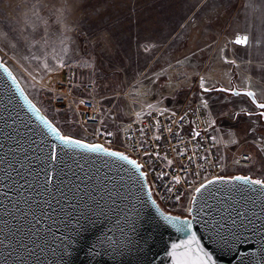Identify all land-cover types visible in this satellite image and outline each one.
<instances>
[{
	"label": "rangeland",
	"instance_id": "obj_1",
	"mask_svg": "<svg viewBox=\"0 0 264 264\" xmlns=\"http://www.w3.org/2000/svg\"><path fill=\"white\" fill-rule=\"evenodd\" d=\"M237 34L249 43L235 44ZM0 56L66 135L90 141L91 130L79 95L53 102V81L69 65L96 85L82 97H97L113 130L147 107L206 105L227 173L264 179L258 108L214 89L249 86L264 101V0H0ZM243 152L249 161H238Z\"/></svg>",
	"mask_w": 264,
	"mask_h": 264
},
{
	"label": "water",
	"instance_id": "obj_2",
	"mask_svg": "<svg viewBox=\"0 0 264 264\" xmlns=\"http://www.w3.org/2000/svg\"><path fill=\"white\" fill-rule=\"evenodd\" d=\"M0 63L16 77L1 56ZM217 89L233 94L253 91L236 86ZM41 117L59 128L17 77L12 80L0 70V264H175L176 257L169 255L171 246L186 237L164 219L167 216H188L192 231L217 264H264V190L251 191L243 181H227L213 184L202 194L197 207L206 203L209 226L227 223L229 216L235 219L241 210L255 225L241 230L245 243L222 248L191 201V213L167 211L154 198L147 177L132 171L126 162L78 149L65 156ZM44 144H56L58 154L69 163L84 165H70L64 172L58 169L61 182L54 189L50 184V192L44 190L41 171L48 151ZM223 175L262 179L242 172ZM50 176L54 178L55 172L50 171ZM240 223L247 222L237 220Z\"/></svg>",
	"mask_w": 264,
	"mask_h": 264
},
{
	"label": "built area",
	"instance_id": "obj_3",
	"mask_svg": "<svg viewBox=\"0 0 264 264\" xmlns=\"http://www.w3.org/2000/svg\"><path fill=\"white\" fill-rule=\"evenodd\" d=\"M95 88L96 85L92 81L80 82L75 67L68 65L53 81V102L58 107H64L79 95L77 99L80 122L91 129L88 132L90 141L121 149L135 157L147 173L154 198L165 210L188 213L194 187L205 179L227 173L228 163L221 155L217 142H210L208 139L215 135L213 128L209 127L211 117L202 103L192 102L176 110L147 107L119 125L117 130H113L104 123L102 105L97 97H82V92H92ZM181 117L184 119L181 120ZM168 128H171V131H168ZM194 131H201L202 137L193 139ZM108 132L113 135L104 134ZM157 136L160 137L159 140L156 139ZM213 143L215 147L212 146ZM145 152H157L159 156L149 157ZM193 153L197 156L193 163L189 164L188 157ZM205 155L206 160L200 159ZM167 160L173 161L172 166L167 164ZM249 160L248 152L238 156L239 162ZM198 164H203V167L197 168L199 174L194 175L191 169ZM181 165L189 171H181ZM160 173L165 175L161 176ZM175 175L182 177L180 184L173 182L172 177ZM178 195L179 200L176 199Z\"/></svg>",
	"mask_w": 264,
	"mask_h": 264
},
{
	"label": "snow or ice",
	"instance_id": "obj_4",
	"mask_svg": "<svg viewBox=\"0 0 264 264\" xmlns=\"http://www.w3.org/2000/svg\"><path fill=\"white\" fill-rule=\"evenodd\" d=\"M235 44L237 45H247L249 43V37L247 35L244 36H237L235 41ZM234 63V61H232ZM47 67V65H45ZM0 70L7 73L12 80H15L16 77L11 76V73L8 71V68L0 63ZM201 88L204 92H208L209 89L204 87V81L201 79ZM221 91H229V89H221ZM235 95H246L247 97L252 98V102L256 105V107L260 110L258 113V116L261 120H264V102H257L256 100V93L253 91H247L245 93H234ZM81 103H85V101H81ZM206 106V105H205ZM35 107V106H33ZM35 111L38 113L39 109H35ZM187 115V114H185ZM249 115H253V113H249ZM184 117H181V120H183ZM41 120L43 124L48 129V134L55 137V139L59 142L60 145H62V148L60 151L64 152V155L67 156L69 151L73 150H83L86 153L90 154H99L107 157H115L119 160H122L126 162L128 165L131 166V170L134 172H138L141 177H147V173L142 170L143 166L138 163L136 159L130 158L128 155L111 150L107 147H105L101 143H89L86 142L85 139H78L70 135H64L61 133L60 129L53 126V124L45 119L44 117H41ZM215 121L213 120L209 127H212L215 125ZM168 131H171V128L167 129ZM205 132L207 129L204 130ZM43 134V133H40ZM106 135H113L112 133H104ZM175 135V134H174ZM202 133L201 131H194L193 139L201 138ZM157 140L160 139L159 136L156 137ZM210 142H215L216 137L211 136L208 137ZM43 144V143H42ZM47 148V155L43 156L44 165L45 168H42L41 171L44 173V183L46 185L45 191L50 192L52 190L49 189V185L51 184L52 188L59 184L61 182L60 179H58V169L60 172H64L65 169L69 168L70 165H75L76 167L83 168V164H81L79 161H72L69 163L68 160L64 159V157L60 156L57 152V145L51 144L47 145L44 144ZM215 147V143L212 145ZM98 155V158H99ZM146 156L156 155L159 156V153L153 152V153H147L145 152ZM179 155H185V153H179ZM197 154L193 153L192 156L188 157V163L192 164L193 160L196 158ZM165 159L166 156H165ZM202 160L207 159V155L200 157ZM150 162V161H146ZM167 164L169 166H172L173 161L167 160ZM107 166V163H106ZM121 167H123L121 165ZM203 164H198L196 167L192 168L191 171L194 175H198L199 172L197 171V168H202ZM181 171L187 172L189 169H187L184 165L180 166ZM50 171L55 172V177L50 176ZM125 171H128L125 169ZM161 176L165 175L164 173H160ZM123 178V177H121ZM132 177H130L131 179ZM182 177L180 175H175L172 177V180L175 184L181 183ZM227 181H243L246 186H248V190L256 191L257 188L264 190V179H254L250 176L246 175H237V176H216L213 179H205L203 182L199 183L198 186L194 187L192 190L193 194L191 196V203L196 205V212L197 215H200L201 213L203 216H201V220L205 224L206 227H209L210 231L214 234L215 237V243L220 245L222 248L232 249L235 245H238L240 243H245L246 240L242 238L241 236V230L246 231L248 227L255 226L253 225L252 221L248 219V215L245 213V211H240L237 213V217L234 219L231 216L228 217V222L224 224H218L214 223L212 226H209L208 224V213L205 211V208L207 207L206 203H200L199 208L198 202L201 200L202 194L205 192L206 189H208L213 184H216L218 182H227ZM26 183V181H25ZM2 187V186H0ZM235 187V186H233ZM171 191V188L169 189ZM4 195H7V193H4ZM176 199L179 200L180 196H176ZM58 203V201H57ZM189 213L193 211L192 207H189L187 209ZM46 215V213H45ZM164 219L171 223V226L175 228V230L181 234H183L186 239L181 240L179 243H173L172 244V251L169 253L170 256L176 257L175 264H217L216 260L214 259L211 252L207 251L204 246L200 243V239L197 237L196 233L192 231L193 229V223L192 220L185 216L181 218L180 216H167L164 217ZM243 219L247 223H240L237 224V220ZM259 219V217H257ZM39 222V221H37ZM229 223L231 224V227H229ZM213 237H210L212 239ZM183 249V252L179 253L178 250Z\"/></svg>",
	"mask_w": 264,
	"mask_h": 264
},
{
	"label": "crops",
	"instance_id": "obj_5",
	"mask_svg": "<svg viewBox=\"0 0 264 264\" xmlns=\"http://www.w3.org/2000/svg\"><path fill=\"white\" fill-rule=\"evenodd\" d=\"M246 35V34H245ZM220 87V86H219ZM223 87H225V86H223ZM226 88H228V87H226ZM240 88V87H239ZM242 88H247V89H251V90H253V92H255V90L253 89V88H250L249 86H245V87H242ZM214 89H217V88H214ZM217 90H220V91H218L219 93L218 94H220V95H222V97H224L225 96V92H227V91H221V89H217ZM210 94V93H209ZM227 94V93H226ZM235 95V94H234ZM258 99V98H257ZM260 101H262V100H260ZM212 117V116H211ZM211 121H212V118H211ZM242 173H249L250 174V172H246V171H241ZM250 175H252V174H250ZM252 176H254V175H252ZM254 177H256V176H254Z\"/></svg>",
	"mask_w": 264,
	"mask_h": 264
},
{
	"label": "bare ground",
	"instance_id": "obj_6",
	"mask_svg": "<svg viewBox=\"0 0 264 264\" xmlns=\"http://www.w3.org/2000/svg\"><path fill=\"white\" fill-rule=\"evenodd\" d=\"M228 92V91H227ZM231 93V92H230ZM233 94V93H232ZM226 174H231V173H226ZM193 194V193H192ZM190 201H191V198H190ZM160 205V204H159ZM161 206V205H160ZM162 207V206H161ZM189 207H190V205H189ZM167 211H169V210H167ZM172 212V211H171ZM174 213H178V212H174Z\"/></svg>",
	"mask_w": 264,
	"mask_h": 264
},
{
	"label": "flooded vegetation",
	"instance_id": "obj_7",
	"mask_svg": "<svg viewBox=\"0 0 264 264\" xmlns=\"http://www.w3.org/2000/svg\"><path fill=\"white\" fill-rule=\"evenodd\" d=\"M246 96V95H245ZM257 97V96H256ZM257 111H258V109H257Z\"/></svg>",
	"mask_w": 264,
	"mask_h": 264
},
{
	"label": "trees",
	"instance_id": "obj_8",
	"mask_svg": "<svg viewBox=\"0 0 264 264\" xmlns=\"http://www.w3.org/2000/svg\"><path fill=\"white\" fill-rule=\"evenodd\" d=\"M255 113H258V111H257V112H255Z\"/></svg>",
	"mask_w": 264,
	"mask_h": 264
}]
</instances>
